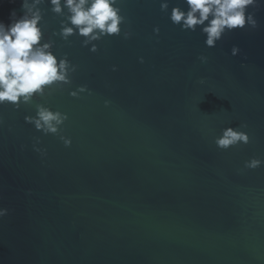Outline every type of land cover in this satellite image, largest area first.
<instances>
[{
    "label": "water",
    "instance_id": "95a60500",
    "mask_svg": "<svg viewBox=\"0 0 264 264\" xmlns=\"http://www.w3.org/2000/svg\"><path fill=\"white\" fill-rule=\"evenodd\" d=\"M159 4L122 0L132 37H105L95 53L53 35L63 17L41 5L44 42L79 67L70 88L0 105V264H264V164L244 167L264 160V8L257 30L208 48ZM12 8L20 0H0V19ZM80 85L92 94H68ZM35 103L67 113L70 147L24 121ZM241 123L251 142L219 149L221 130Z\"/></svg>",
    "mask_w": 264,
    "mask_h": 264
},
{
    "label": "clouds",
    "instance_id": "9594fccd",
    "mask_svg": "<svg viewBox=\"0 0 264 264\" xmlns=\"http://www.w3.org/2000/svg\"><path fill=\"white\" fill-rule=\"evenodd\" d=\"M15 4L16 0H8ZM47 4V11L62 16L60 27L53 35H58L65 42L72 36L81 39L82 47L89 51H98L97 41L105 37H121L128 40L133 33L121 4L122 0H20L19 13L12 8L8 20L0 19V105H11L15 110L22 106L33 105L37 97L44 98L46 90L54 87L70 88L72 76L78 65L72 63L67 53L57 56L53 51V42H44L42 22L46 10L41 5ZM160 11L167 14L172 24L182 31L200 30L206 38L204 44L214 48L217 42L233 31H253L260 27L257 12L264 8V0H183V6L176 4L170 8V0H160ZM65 10L67 14H65ZM159 26L153 28L158 35ZM241 53L238 45H233L231 55ZM201 63L208 62V56H198ZM143 63V57L139 58ZM243 66V65H242ZM117 71V66H112ZM199 84H204L201 78ZM66 90V89H65ZM92 94L87 85H80L69 90V95L78 98L81 93ZM105 100V107L110 105ZM35 114L25 115L24 121L34 126L44 135H56L65 147H70L72 140L63 134V125L68 120L67 113L53 110L46 103H35ZM4 125L0 117V127ZM247 123L237 127L228 126L215 138L219 149L227 150L239 144H249L251 138L246 131ZM11 131V126H9ZM40 137L33 138V149L44 157L47 149L38 147ZM23 148V145L21 146ZM264 160L253 157L245 161L244 167L256 169ZM7 208H0V217L8 214Z\"/></svg>",
    "mask_w": 264,
    "mask_h": 264
}]
</instances>
